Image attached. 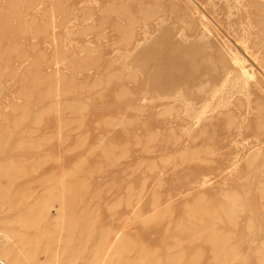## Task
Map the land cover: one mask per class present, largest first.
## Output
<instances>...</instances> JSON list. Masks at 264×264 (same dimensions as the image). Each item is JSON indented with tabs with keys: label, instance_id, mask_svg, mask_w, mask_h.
I'll use <instances>...</instances> for the list:
<instances>
[{
	"label": "rangeland",
	"instance_id": "374dc122",
	"mask_svg": "<svg viewBox=\"0 0 264 264\" xmlns=\"http://www.w3.org/2000/svg\"><path fill=\"white\" fill-rule=\"evenodd\" d=\"M7 103L11 130L45 150L46 168L30 182L29 162L12 159L10 149L0 154L9 157L0 165V254L10 262H94L92 246L66 250L79 237L27 200L26 183L47 180L72 194L86 183L88 214L127 220L129 238L164 251L174 245L187 264H247L239 253L264 264V230L237 220L246 209L258 222L249 199L264 212V149L250 146L251 128L264 131V0H0V136L10 129ZM229 119L244 126L232 137ZM223 135L235 143L210 147ZM205 157L215 166L196 162ZM191 183L205 185L194 194ZM177 190L185 191L180 202ZM159 205L174 206L160 214ZM197 216L205 217L200 234L228 236L220 233L224 218L236 229L238 241L224 250L239 248V224L256 244L219 262L214 256L224 252L208 250L205 237L187 242ZM199 244L192 260L185 248Z\"/></svg>",
	"mask_w": 264,
	"mask_h": 264
},
{
	"label": "bare ground",
	"instance_id": "6f19581e",
	"mask_svg": "<svg viewBox=\"0 0 264 264\" xmlns=\"http://www.w3.org/2000/svg\"><path fill=\"white\" fill-rule=\"evenodd\" d=\"M231 59L233 60L234 63H238L240 65V69H243L241 60L237 56H233L231 57ZM228 79H230V77H226L224 79V83L222 84L224 85L225 83H227ZM216 89L214 91H216ZM214 91H212L214 95L211 93L212 97L214 98L219 97L218 91L216 93ZM203 100L206 101L207 98H204ZM189 102H191L192 105L194 104L192 99H190ZM204 105L205 106H203V109L200 110V112L197 111L199 113V114L197 113V117L199 119H201L204 116V114L207 112V110L210 109L209 103L204 104ZM192 108L193 107L191 106V110L189 112H186L187 115L189 116L192 115V110H193ZM11 110H12V107L9 105V103L5 104V111L9 112L7 120L11 121V124H10V129L6 133H4L2 136H0V154L10 149L12 150L11 154H14V155H10L12 159L18 157L19 159H21L20 162H23V161H25L26 163L29 162L28 166L24 169L26 172V177H27V172L28 174L31 173L30 182H33V181H36L39 176H43L45 173V169H46L44 167L45 150L39 149L40 146L32 148L31 147L32 139L24 133L25 131L22 132V131H17V130L16 131L11 130V127L16 129V125L13 126L14 124L13 122L15 121L12 118L13 116L10 113ZM26 113L28 114V116H31L29 110ZM243 127L244 126L237 120L229 119L226 121V128H227V131L230 137H232L233 133L240 131ZM251 129L253 130V133H254L253 134L254 139L252 140L250 146L252 145L251 146L252 148L256 146H260L261 148L264 149V131H261L259 128L255 126H253ZM227 141H228V138H226V136L223 135L221 138L216 139V141L211 143L210 147L217 145L216 148L218 147L226 148L228 145L230 144L233 145L235 143L233 141L230 143H227ZM251 147H248V148L250 149ZM244 151H246V148ZM224 153L227 156L229 151H225ZM8 158H3V157L0 158V165L6 166V164H8ZM32 158H34L33 161L37 162V165H33V162L30 165V161ZM226 159L227 158L225 157L224 160ZM243 159L244 158L242 157L240 161L242 162ZM222 160L223 159L220 158L219 161H217V163L222 162ZM196 162L205 167H214L215 166L214 164H216V163L210 162L209 158L207 157H205L202 160H197ZM21 172L23 171L21 170ZM154 176L158 178L157 175H154ZM92 178L93 177H91L90 179ZM17 179H20V178H17ZM46 181L47 180H41L40 183H35V182L26 183L27 188L30 187V190L27 191L26 198L27 200H30V202L34 201L31 204L43 205L44 208L46 209L45 216L49 218L50 222L55 223V222H58V220H62L61 222L65 226V228H67L68 235L72 237L74 236L79 237V241H80L79 244L76 246L73 244H71V246L66 245L65 246L66 250L80 251L84 248L86 249L89 246H92V252H91L92 254L90 256V259L93 260L94 262L93 263L87 262V264H91V263L92 264H105V262L107 264L108 263L110 264L109 259H114V262H113L114 264H178V262L179 264L188 263V260L190 259L189 256H186V258L181 257V256H174V245H170L169 250L164 251V250H158V249L152 248L153 246H151L147 242H144L143 240L138 239L137 236L135 235L134 236L132 235L129 238L128 235H130V233L127 230V227H128L127 220H124L123 222L119 223L114 220L111 214L107 213V215H103L104 213L101 214L100 211L99 213L88 214L87 209L90 208L92 205L91 206L89 205V207H87V204L92 201V198H90V196L88 195L89 189L87 190L88 186L86 188V183H78L77 192L72 194V193H69L65 188H63V186H61L63 185V183H44ZM201 184H204V183H191L188 189L192 190L194 194H199ZM25 185H21L23 186L22 187L23 189L24 187H26ZM22 188H21V191H22ZM19 191L20 189L18 190V194H19ZM14 193L16 194V192ZM30 193H33V199L29 198V196H31ZM183 193H185V191L177 190L174 193V196L176 194L175 200L179 199V202H180L181 201L180 199L182 198L180 195ZM126 199H128V197ZM138 200L137 202H139ZM14 201L16 202V199ZM129 201H131L130 198L128 202ZM173 206L174 205L172 206H167V205L162 206L161 205L160 207L159 205L156 208H158L157 211L158 213H160L164 210H168L169 207L171 208ZM256 206H257V202L256 201L254 202L251 199H249V203H248V206H246V208H248V210L255 209L258 212V213L256 212L257 215L255 216V218L257 220L258 219L261 220L262 222L261 225L259 224V220L258 222H256L254 217L246 213L247 212L246 209L244 210L243 214L239 215L240 217H238L237 220L239 222H246V223L252 221V223L250 222V225H252L253 228H256L257 231H260V230H264V212L263 211L261 212L260 209L257 208ZM35 210H36V207H35ZM155 214L151 213L150 215L154 216ZM136 215H139V214L137 213ZM204 219L205 217H199V216L195 217V219H191V221L188 222L189 223L188 229L190 230L191 234L187 236V238L186 237L184 238L187 239V242L191 243L192 241L197 242L196 238L198 235L205 237L202 239L201 242L206 241L205 243L206 244L208 243V247H207L208 250L211 249L213 252L215 251L217 253L220 252L221 250L224 252V256L223 255L222 256L216 255V257L214 256V258L218 260L219 262H224V261L227 262L231 260L233 255L236 256L235 252L237 250L241 249V252H244L245 251L244 247H246L247 245H251L252 243L254 244L255 242L254 240H250L248 235L246 234L247 228L249 226L246 225L245 227L243 226V224H239L238 226H239V229L241 230L240 232L244 236V237L241 236V240L239 241L240 243L239 248L230 247L224 250L222 249L224 243H234L238 241L237 239H234L231 237L233 233L238 234V232H235L236 230L235 228L228 227L227 219L224 218V220L226 221V225H225L226 228H223L222 226H220V233H221V228H222L225 231L224 233H228V236H224L222 238L221 236L219 237L218 236L215 237L213 235L210 236V235H207V233L200 234L201 229H202L200 225H201L202 220ZM179 226H182V225H179ZM16 243L17 242H15V245ZM145 244H148V245H145ZM189 250L196 253V255L193 256L192 258L193 260L197 258L198 253L201 252L203 249H201L200 244H199V245H195L194 247L188 246L187 248H185V251H189ZM239 257H241V259H244V261H246L248 264L247 255H243L242 253H239ZM19 260L21 259L19 258ZM10 261L7 258H5L3 254L2 255L0 254V264H14L13 262H10ZM252 264H257V263L253 260Z\"/></svg>",
	"mask_w": 264,
	"mask_h": 264
}]
</instances>
